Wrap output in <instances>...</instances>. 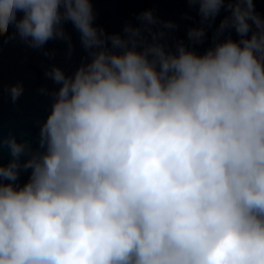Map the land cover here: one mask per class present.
<instances>
[{
    "label": "clouds",
    "instance_id": "clouds-1",
    "mask_svg": "<svg viewBox=\"0 0 264 264\" xmlns=\"http://www.w3.org/2000/svg\"><path fill=\"white\" fill-rule=\"evenodd\" d=\"M185 2L199 25L170 45L177 25L150 9L108 33L93 0H0V40L70 57V23L85 53L45 69L35 146L0 131V264H264V18L255 0Z\"/></svg>",
    "mask_w": 264,
    "mask_h": 264
},
{
    "label": "water",
    "instance_id": "water-1",
    "mask_svg": "<svg viewBox=\"0 0 264 264\" xmlns=\"http://www.w3.org/2000/svg\"><path fill=\"white\" fill-rule=\"evenodd\" d=\"M94 25L103 27L108 33H121L126 22L138 23L136 16L145 9H150L153 15L161 21H171L177 25L169 36V44L174 45L176 40H183L187 45V30L198 26L200 17L197 6L189 5L185 0H93ZM256 12L264 18V0H255ZM227 13L221 10L212 27L206 28L203 42L192 45L198 53H202L211 44V38L216 26ZM19 15V13H18ZM66 31L71 36L73 52L67 55V45L63 41L50 40L45 49L51 56H45L42 51L28 48L19 39H9L14 29L0 40V81L3 91L0 94V131L5 137L11 132L17 141H30L34 146L38 138L39 122L42 121L49 110L50 99L42 94L40 89L51 91L57 88L45 76V69L50 65L60 67L70 74L85 55L80 45L79 34L68 23ZM237 39L235 32L231 33ZM21 83L24 92L18 101L13 104L8 97L7 88L10 84ZM3 162L7 163L9 154L5 148ZM28 178L22 172L20 183Z\"/></svg>",
    "mask_w": 264,
    "mask_h": 264
}]
</instances>
